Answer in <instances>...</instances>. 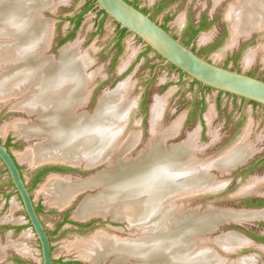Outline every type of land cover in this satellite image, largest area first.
<instances>
[{
    "label": "rangeland",
    "instance_id": "1",
    "mask_svg": "<svg viewBox=\"0 0 264 264\" xmlns=\"http://www.w3.org/2000/svg\"><path fill=\"white\" fill-rule=\"evenodd\" d=\"M87 1L33 0L32 2L29 0L36 10L34 14L38 18L40 17L37 11L41 6L51 5L55 7V14H47L45 12L46 16H50L55 21L53 23V45L52 48L49 47L46 50L47 55L51 56L54 61H58L60 59V51L58 52V49H62L64 44H67L65 46L69 45L70 47L78 48L83 57L81 59L85 66L84 71L86 75H92V79L88 84L90 92L88 101L77 111L84 112L86 115L88 113V116H92L93 111H95V106L105 93L108 91L113 92L121 82H128L127 87L124 86L121 91L124 95L127 94L126 97L129 101L127 104H130L131 108L135 109V113L127 121L128 125H126L124 134L126 136L139 134L140 140H142L137 146V150L135 149L133 153L131 152L132 147L126 151L125 157L128 158L127 160H135V158L142 156L140 154L132 158L130 153L131 155H135L138 149L142 148L150 139V112L152 123L158 129L157 133L159 134H163L166 129L168 130L180 120L179 122H181L182 126H180L175 136L166 138L164 141V150L169 151L172 147L178 146L174 144L188 140L185 142V146L189 147V155H185V158L189 165H193V161L196 164L200 161V164L203 165L204 163L205 165L208 160L217 159V156L222 155L223 150L230 144L234 143L241 136L243 138L247 134V142L250 144L251 151L247 155L248 157L245 163L236 169L234 168L235 166L220 168L221 170H215L213 167L207 172L210 176L209 184L214 183L216 180L227 182L232 179V183L223 192V194H230L240 190L243 186L248 187V185L250 186L253 183L257 184L259 182L258 185L261 186H257L259 190L258 188L256 190L264 198V107L256 106L250 101L243 102L241 98L235 99L232 95L219 93L215 89L202 90L198 84L193 83V80L188 75H181L177 69L165 63V60L153 50L146 52L147 45L132 33H128L121 40L122 49L118 52L115 46L118 38L117 24L112 18L108 17L103 28L100 30L98 24L101 14L97 8H93L85 13L82 23L75 31L74 36L65 43L60 44V40L68 37L74 29V22L67 18L81 13ZM136 1L142 8H147L148 10H152L156 2V0ZM231 2L232 0H223L215 5L212 0H170L164 10L155 11L153 14L157 20L163 22L165 14L170 12L171 20L168 23L169 28L173 33H177L180 36H182V28L188 17L197 21L205 12L214 16L215 18L211 21V24L201 31L195 39L189 40L186 37L185 41L191 44V46L193 43L195 48L200 52L204 50L202 54L206 55L209 59L218 64H222L225 62L226 57H230V54L235 52V43L233 45L231 43L236 42V37L233 38V35L226 33L222 36L221 33L224 26L222 21L226 19L223 18L222 13L226 15V9L231 6ZM224 10L226 11L224 12ZM43 20L47 24V20ZM226 20L228 21L230 33L232 34L233 24L229 22L230 20ZM49 24L51 27V22ZM50 32H52V28H50ZM203 35H209L210 38L203 42ZM142 53L145 54L140 57ZM247 59L248 57H245L241 62L244 63ZM229 65H233V61H230ZM203 96L205 97V109L202 114L204 118L202 121L200 109L196 107L195 102ZM20 100L21 96L12 97L10 100L0 99V140L6 141L7 139H12L13 143L10 149L15 153L21 163L27 182L29 185H32L31 182L37 171L33 170L34 166L41 162H32L31 159L24 158L23 156L33 151V149L38 148L47 139L44 135L30 137L23 133H17L13 127L17 122L41 123L37 113H29L33 115H28L22 111V108L16 107V102L19 103ZM163 102L164 104H161ZM154 104L158 105H156L157 114L153 115ZM162 105L163 108L161 107ZM199 125H201L200 136L194 146L197 149L196 152V149L191 146L195 136H191V134ZM188 157L191 158L188 159ZM66 163L69 162L66 161ZM83 163L85 164V162ZM106 165L108 164L106 163ZM94 172L83 171L82 168H75V170L65 172L55 171L53 174L47 173L39 183L31 187L35 202L43 205L41 216L46 227L54 231L52 234V244L54 247L53 256L56 260L78 258L89 264H112L113 260L119 256H124L125 253L113 250L99 260H90L82 255L76 243L79 241H91L101 233H109L108 235H114L113 237H118L117 239L119 240H125L129 234L136 233V231H140L139 229H141L129 228L125 222L128 220L125 218L121 219L125 220L122 222L113 221L112 218L115 219L113 213L94 214L109 216L104 219L100 216L94 217L91 215L92 217L89 216L88 219L86 218L87 221L76 216L78 206L86 198L99 194L102 191L100 187H95V189L87 188L79 191L75 198L65 206H58L51 203L52 194L46 188V183L54 174L56 177L60 175L61 177L78 180L91 178L98 173L93 174ZM247 187L244 188L245 192L252 191L251 189L247 190ZM7 194H9L8 199L6 198ZM182 195L178 194L177 197L180 198ZM173 202L166 205L168 210L174 206ZM203 202V200L202 202L198 200L193 206L186 205V207L189 209L190 207L197 208L200 206L199 208L203 210L205 206ZM259 208H262L264 211V206ZM67 210L72 220L82 224L89 221H94L95 223L90 227H81L68 222L55 231L57 225L62 223L65 211ZM128 223L130 222L128 221ZM254 224V226L248 225L250 229L247 231V234L254 239V242L248 248H245L244 251L233 256L234 260H236L234 262L235 264H264V242L254 238V235L264 237V218L257 220ZM10 225H24V228L18 231L4 228ZM163 231L165 232L164 229ZM163 231L162 233H164ZM0 251H3L2 253H5L7 256V259L2 264H13L15 256H22L26 260H32L33 264H42L39 241L34 230L28 226L23 204L19 195L15 193L9 173L1 161ZM113 252H119V254H112ZM197 253L199 254L201 251ZM210 256L211 263L207 264H221L219 261H224L225 263L228 261V259L221 257L218 260V257L214 254H210ZM107 257L108 259L105 260ZM125 257L126 254L120 258L123 259ZM242 259L243 262L241 263L240 261ZM214 260L216 261L214 262ZM134 262L136 260L131 258L130 260L125 259L121 262L117 261L116 264H134ZM57 264L60 263L57 262Z\"/></svg>",
    "mask_w": 264,
    "mask_h": 264
},
{
    "label": "bare ground",
    "instance_id": "2",
    "mask_svg": "<svg viewBox=\"0 0 264 264\" xmlns=\"http://www.w3.org/2000/svg\"><path fill=\"white\" fill-rule=\"evenodd\" d=\"M214 1L219 3L223 0ZM230 5L226 9V18L233 24V38L264 25V0H238ZM33 9L29 0H0V99L10 100L21 96L16 107L37 113L41 123L23 121L15 123L13 127L17 133L30 137L44 135L49 140L23 157L32 162L59 160L85 162L88 166L108 164V169L87 179L72 180L54 174L46 183V188L52 194V204L65 206L79 191L100 187L102 191L99 194L86 198L78 206L76 216L88 219L94 214L113 213L115 219L125 218L133 224L150 217L160 203L163 213L166 205L179 198L178 194H190L209 183L210 176L205 172L208 167H234L250 153L245 133L233 149L217 156V159L208 160L205 165L192 160L194 164L185 167L182 159L189 155V147L175 146L169 151L164 150L166 138L178 133L181 126L179 120L163 134L156 132L150 150L142 156L138 155L135 160H127L126 151L140 138L139 134H124L128 116L122 118L131 105L127 104V94L124 95L121 90L127 87L128 82H121L113 92L105 93L92 116L78 112L86 103L83 101L89 98L88 84L92 75H86L78 48L69 45L63 47L58 61L47 55L46 50L51 43L50 24L38 18ZM209 37L203 35L202 41ZM154 105L153 115L157 114L158 104ZM193 169L197 171L192 175ZM258 183L248 185L246 189L256 190L261 186ZM263 214L264 211H259L257 215L260 217ZM233 216L251 219L255 214L240 211ZM162 218L165 219L164 216ZM192 220L189 216L187 223H184L186 235L196 230ZM205 225L206 228L210 227L209 221L205 220ZM161 230L159 233L163 238L155 243L130 245L114 235L101 233L91 241H79L76 245L82 255L90 260H99L118 250L126 255L142 257L144 260L141 264L211 263L208 252L190 254L191 250L187 247L190 239L182 238V232L177 230L169 236ZM219 240L231 245L244 242L245 237L231 232L220 236ZM180 244L187 248L182 251Z\"/></svg>",
    "mask_w": 264,
    "mask_h": 264
},
{
    "label": "water",
    "instance_id": "3",
    "mask_svg": "<svg viewBox=\"0 0 264 264\" xmlns=\"http://www.w3.org/2000/svg\"><path fill=\"white\" fill-rule=\"evenodd\" d=\"M95 1L99 8L103 9L109 15V17L112 18L115 22L119 23L121 27L126 28L128 33H132L134 36L140 38L141 41H143L147 46L151 47L155 53L160 55L165 60V63L175 65L186 75H188L192 80H197L203 85L211 87L212 89H215L217 91H223L225 93L236 95L238 97L246 99L247 101L257 102L264 107L263 79L249 75L246 72L239 71L237 69L225 67L197 53L190 46L184 44L179 38H176L169 30H167L156 20H154L149 13L144 12L128 0ZM45 12L47 14H55V7L51 5H43L37 11L40 18L46 19L47 21L51 22L50 28H52V32L50 47L52 48V38L54 32L53 23L55 21L50 16H46ZM65 45L67 44H64L63 47ZM60 49H58V52L60 51ZM85 101H88V99H85L83 102ZM97 105L95 106V109ZM22 111H24L28 115H33L29 114L28 111L26 112L23 109ZM134 113L135 109L130 108L129 112H127L122 119L128 116L127 118L129 120V118H131ZM200 130L201 125H199V127L195 129L191 134V136H195L193 142L191 143V146H193V148H195L194 146L196 140H198L200 136ZM157 131L158 129L152 123L150 112V139L146 144L143 145L142 148L138 149L135 155H131L130 153V156H132L133 158L150 150L153 142H155L154 137ZM241 138L242 136L234 143L230 144L225 150H223L222 154L227 153L231 149H233L240 142ZM138 140L139 141L137 144H133L131 146L132 153L135 149L137 150V146L140 144L142 139L140 140L139 138ZM187 141L188 140L174 145H183L185 147V142ZM247 157L243 161L237 163L234 168L236 169L244 164L247 160ZM184 159L182 161H186V158ZM0 161L4 164L9 173L10 179L15 187V191L20 196L30 224L32 225L33 230L40 242L42 264H54L52 242L46 230V226L43 223L42 216L37 210L35 199L31 193V188L27 185L28 182L21 168V163L17 159L15 153L10 149V147L5 144V141L1 140ZM183 163L185 164V167H188V163L182 162V164ZM58 165H67L72 168H82L83 171L93 172H99L103 171L104 169H108V166L106 164H100L98 166H88L83 162L66 163L65 161L56 160L38 163L34 166L33 170H38L46 166ZM212 168V166L209 167L208 171ZM214 168L215 170H221L220 167L217 166H214ZM196 171V169H193V171L191 172L192 175L195 174ZM208 171L206 170L205 172ZM96 172H94L93 174H95ZM49 173L53 174L54 172ZM232 181V179L227 182L216 180L212 184L207 183L203 185L202 188L197 189L195 192H192L190 194L188 193L186 195L183 194L181 198H178L175 202H173L174 206L170 207L169 210L168 208H166L163 213L160 210L162 206V203H160L159 205H157V208L151 213L150 217L145 218V220H141L138 222L136 221L133 224L128 223V221L125 220H118L114 218H112V220L117 222L125 221L129 228H141L139 229L140 231L129 234L128 238L124 240L130 245H136L138 243H155L156 241L163 238V236L159 233L161 229H165V233H167L166 235L169 234V236H171V234H174L178 230L182 232V238L184 237L185 239H190L187 246L191 250L190 254L194 255L198 251L208 252L217 256L218 260H220V257L228 259L226 263L224 261H219V263L221 264H234L236 260H234L233 256L238 255L241 251H244L245 248H248L252 242H254V239L247 234V231L250 229L248 225L254 226V222L264 218V216L259 217L257 215L259 211H263L262 208L247 205L250 199L256 200L263 197V195L258 194L259 188L257 191L253 190L244 192L243 190L247 186H243L235 193L223 194L224 190L229 186V184L232 183ZM198 200L200 202H202V200L204 201L203 203L205 206L203 210L199 208L200 206L197 208L195 207L196 209L194 207H190L189 209L186 207V205L193 206L194 203H196V201ZM240 211L252 213L255 214V216H253L251 219L235 218L233 216L234 213ZM165 213V219H163L162 216ZM176 213L177 216H175ZM93 216L98 217L100 215ZM108 216L100 217L105 219ZM189 216H191V218L193 219L192 222L196 227V230L193 232V234L191 233L190 235H186V233L184 234V223H187ZM205 220L209 221L210 227L206 228ZM192 230H194V228H192ZM231 232H236L244 236L245 242L233 243L231 245H228L219 240L220 236ZM169 236L164 237L169 239ZM181 248L182 251L186 249L183 245H181ZM212 250H214L215 252ZM2 252L3 251H0V262H3V260L6 258V254H3ZM115 253L119 254V252H113L112 254ZM124 256H119L117 259L113 260L112 264H116L117 261H124L125 259L130 260L131 258L136 260L134 264H141L144 260L142 257L138 258L133 255H126L124 259H119L120 257ZM108 257L105 258V260L108 259ZM215 261L216 260H214V262ZM241 261H243V259Z\"/></svg>",
    "mask_w": 264,
    "mask_h": 264
},
{
    "label": "flooded vegetation",
    "instance_id": "4",
    "mask_svg": "<svg viewBox=\"0 0 264 264\" xmlns=\"http://www.w3.org/2000/svg\"><path fill=\"white\" fill-rule=\"evenodd\" d=\"M128 1L131 2L132 4H134L135 6L139 7L144 12L149 13L150 16L154 20H156L164 28H166L167 30H169L176 38H179L184 44L190 46L197 53L203 55L202 52L204 50L202 52H200L197 48H195V45L193 43H192V46H191V44H187L186 41H185V38L188 37L189 40L190 39L191 40L195 39L197 37V35L201 31H203L204 29H206L211 24V21H213L214 18H215L214 16L209 15L207 12H205V13H203L200 16V18L197 21H194L193 19H191V18L188 17L187 20H186L185 25L182 28V32H181L182 33V36H180L177 33H173L170 30V28H169L168 23L171 20V14H170V12H168V13L165 14L164 21L163 22L157 20L154 17V14H153V12H155V11H162V10H164L166 8V6L168 5V3H169L170 0H156L154 6L152 7V10H148L147 8H142L138 4V2L136 0H128ZM237 1L238 0H232L231 4L233 2H237ZM212 2L215 5H217V4L220 3V2L219 3H215L214 0H212ZM225 11L226 10H224V12ZM222 16H223L224 19L226 18V15L224 13H222ZM226 19L224 21H222L223 22V25H224L223 26V29H222V32H221L222 33V36L225 35V33L232 35L230 33L231 32L230 31V26L228 25V21ZM263 26L264 25L258 26V27L254 28L253 30H251L250 32H248L246 34L239 35L236 38V42H235V45H234L235 52L232 53V54H230V57L229 56L226 57L225 62H223L221 65H223L225 67H230L232 69H237L239 71L246 72L249 75H252V76H255V77H258V78L264 80V27ZM196 30H198V32L195 34V31ZM221 33H220V35H221ZM213 35H215V34L213 33ZM121 40H120V47H122ZM117 42H118V38H117ZM117 42H116L115 46L117 45ZM116 49L118 50V52L120 51V49H119L118 46H116ZM244 54L247 55V56H245ZM203 56L207 57L206 55H203ZM245 57H248V59L245 60L244 63H242L241 60L244 59ZM230 61H233V65H231V66L229 65ZM202 90H204V89H202ZM219 93H225V92L219 91ZM226 94L232 95V94H229V93H226ZM232 96L235 99L241 98V97H238L236 95H232ZM241 100L243 102L244 101H247L244 98H241ZM202 114H200V116H201V119L203 121L204 118H203ZM7 141H8V139L5 141V144H6ZM11 143H13L12 142V139H11ZM11 146H8V147H11ZM72 170H75V168H72V167H69V166H61V165H58V166H46V167H43V168L38 169L36 171V174L33 177L32 182H31L32 185H29V183H27V185L30 188L33 185H36L35 184V180L38 177V175H40V174H41V179H42L43 176L46 175L49 172H55V171L56 172H65V171H72ZM11 183H12V181H11ZM12 186L14 187L13 183H12ZM14 191H15V187H14ZM15 193H17V192L15 191ZM31 193H32V188H31ZM8 197H9V194L6 195V198L7 199H8ZM19 198H20V196H19ZM260 201L264 202V198H258L256 200L255 199H250L249 202L247 203V205L253 206V207H263L264 205H261V206L257 205V203L260 202ZM251 202L253 204H255V205H250ZM36 207H37V210H38L39 214L41 215V211L43 209V205L36 203ZM64 215L65 216H64V218L62 220V223H60L59 225H57L55 231H57L60 227H62L65 223H68V222L69 223H73V224L78 225V226H81V227H90L91 225H93L95 223L94 221H89V222H86V223L82 224L80 222H77L75 220H72V219H70L69 211L68 210L65 211V214ZM26 217H27V220H28V226L33 229L32 225L30 224V221H29V218H28L27 214H26ZM42 220H43V218H42ZM43 223H44V221H43ZM44 225H45V223H44ZM20 226H23V228H24V225H16V226L15 225H10V226H5L4 228L7 229V230H16V231H18V230L23 229V228H19ZM46 230H47L48 235L50 236V240L52 242V234H53L54 231L49 230L47 227H46ZM256 236L257 235H254V238H256ZM39 245H40V242H39ZM53 248L54 247H53V244H52V253H53ZM40 254H41V246H40ZM41 256H42V254H41ZM6 259H7V256L3 260V262H0V264L4 263ZM57 262H59L60 264L61 263L62 264H89V263H86V262L81 261L78 258H68V259H58V260L54 259V264H57ZM13 264H33V262H32V260H29V259L26 260L22 256H20V257L19 256H15L14 257V263Z\"/></svg>",
    "mask_w": 264,
    "mask_h": 264
},
{
    "label": "trees",
    "instance_id": "5",
    "mask_svg": "<svg viewBox=\"0 0 264 264\" xmlns=\"http://www.w3.org/2000/svg\"><path fill=\"white\" fill-rule=\"evenodd\" d=\"M93 8H97L99 9V13L101 14L100 16V21H99V29L101 30L103 28V25L106 21V19L109 17V15L101 8H99V6L96 4V1L95 0H88L84 9L81 11V13L77 14L76 16L74 17H68L67 19L70 20V21H73L74 22V29H73V32L68 35V37H65L63 38L61 41H60V44H63L65 43L66 41H68L71 37L74 36L75 34V31L80 27L81 23H82V19H83V16L85 13H87L89 10L93 9ZM117 27H118V42H117V45L119 47V49L121 50L122 47H120V40L123 39L127 34H128V31L126 28H123L121 27V25L119 23H117ZM198 32V30L195 31V34ZM191 40V39H190ZM189 44V43H187ZM152 51V48L147 46V51ZM145 54V53H142L140 54V57ZM160 56V55H158ZM161 57V56H160ZM162 58V57H161ZM171 66L175 69H177L181 75H186L183 71H181L179 68H177L175 65L171 64ZM193 83L195 84H198L200 85V87L202 89H212L211 87H208V86H205L203 85L201 82L197 81V80H193ZM251 103H253L254 105L256 106H262L261 104L257 103V102H254V101H250ZM196 104V107H198L200 109V114L203 113L204 109H205V97L203 96L200 100L196 101L195 102ZM6 145L7 146H11L12 143H11V139H8V141L6 142ZM22 168V167H21ZM7 171V169H6ZM8 172V171H7ZM41 179V174L38 175V177L36 178L35 180V184H37ZM12 184V183H11ZM250 205H255L253 204L252 202L250 203ZM257 205L261 206V205H264V202L260 201L257 203ZM19 228H23V226H20ZM256 239L260 240V241H264V237L262 236H256Z\"/></svg>",
    "mask_w": 264,
    "mask_h": 264
}]
</instances>
